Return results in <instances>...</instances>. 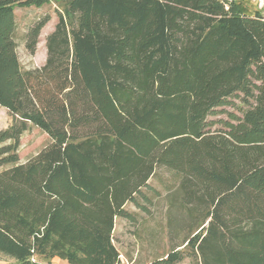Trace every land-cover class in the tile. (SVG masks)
<instances>
[{"label":"trees","instance_id":"trees-1","mask_svg":"<svg viewBox=\"0 0 264 264\" xmlns=\"http://www.w3.org/2000/svg\"><path fill=\"white\" fill-rule=\"evenodd\" d=\"M49 1L0 0V107L13 115L0 253L120 264L115 220L135 219L128 202L148 211L166 169L191 232L150 264H264V13L245 0H67L45 64L24 70L15 8ZM50 19L29 28L32 54ZM238 93L254 99L242 115L209 119ZM28 123L51 142L19 163Z\"/></svg>","mask_w":264,"mask_h":264},{"label":"rangeland","instance_id":"rangeland-1","mask_svg":"<svg viewBox=\"0 0 264 264\" xmlns=\"http://www.w3.org/2000/svg\"><path fill=\"white\" fill-rule=\"evenodd\" d=\"M67 0H50L41 6L31 5L15 8L16 41L18 44L19 59L24 70L42 66L46 62V38L54 30L58 22V12L62 11ZM248 11L260 10L257 4L245 0ZM264 13V9L260 10ZM50 15L51 19L42 28L36 52L32 54L26 46V34L29 28L41 17ZM253 98H247L238 93L229 98L228 104L218 107L209 119H230V113L242 115L251 104ZM13 115L0 107V130L11 126ZM222 127L216 124L213 129ZM51 142L49 135L32 123H28L27 130L21 136L18 149L19 163H23L35 156ZM11 166L6 164L0 171ZM170 173L166 169L157 171L150 183L157 192L151 193L152 204L148 211L137 208L132 202L126 204V209L135 215L134 220L117 217L114 228V243L121 253L120 264H150L166 257L173 248L185 249L184 240L190 234L189 218L185 211L171 208L168 189ZM193 232H196L193 231ZM44 264H68L67 261L56 257L52 260H42ZM0 263L17 264L15 259L0 253ZM176 264H191V258L186 257Z\"/></svg>","mask_w":264,"mask_h":264},{"label":"built area","instance_id":"built-area-1","mask_svg":"<svg viewBox=\"0 0 264 264\" xmlns=\"http://www.w3.org/2000/svg\"><path fill=\"white\" fill-rule=\"evenodd\" d=\"M227 4L234 2V1H239V0H224ZM251 3L257 4L258 8L260 10L264 9V0H248Z\"/></svg>","mask_w":264,"mask_h":264}]
</instances>
